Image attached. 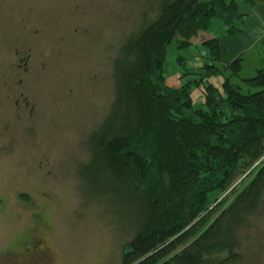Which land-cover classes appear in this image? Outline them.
Returning a JSON list of instances; mask_svg holds the SVG:
<instances>
[{
	"label": "trees",
	"instance_id": "16d2710c",
	"mask_svg": "<svg viewBox=\"0 0 264 264\" xmlns=\"http://www.w3.org/2000/svg\"><path fill=\"white\" fill-rule=\"evenodd\" d=\"M254 2L148 0L121 41L112 61L114 98L78 170L85 194L113 206L125 224L118 264L244 261L241 233L264 208V69L243 78L242 59L226 72L220 63L221 39L242 32ZM206 32L213 37L203 38ZM199 36L208 62L186 72L181 87L167 86L166 47L189 48ZM216 76L224 77L221 91L206 82ZM202 82L199 104L192 96ZM254 166L215 216L218 196Z\"/></svg>",
	"mask_w": 264,
	"mask_h": 264
},
{
	"label": "rangeland",
	"instance_id": "374dc122",
	"mask_svg": "<svg viewBox=\"0 0 264 264\" xmlns=\"http://www.w3.org/2000/svg\"><path fill=\"white\" fill-rule=\"evenodd\" d=\"M147 1L0 0V264L120 262L125 224L113 206L85 194L78 170L114 98L116 51ZM202 41L166 47L167 86L181 87L186 72L205 66ZM200 57L204 66L189 69ZM256 62V51L242 59L243 78L254 77ZM205 86L194 89L195 103H203ZM254 170L218 196L215 216ZM241 241V264H264V208Z\"/></svg>",
	"mask_w": 264,
	"mask_h": 264
},
{
	"label": "crops",
	"instance_id": "0c3cea01",
	"mask_svg": "<svg viewBox=\"0 0 264 264\" xmlns=\"http://www.w3.org/2000/svg\"><path fill=\"white\" fill-rule=\"evenodd\" d=\"M221 47L222 62L220 66L225 72L227 71L229 63L245 58V56L252 51H256L257 62L255 63V68H258L256 70L264 69V64L261 63V53L264 52V0H255L250 15L244 18L242 32L233 36L223 37L221 39ZM204 64V58H195L188 68L199 69L202 68ZM210 83L221 90L224 77H213Z\"/></svg>",
	"mask_w": 264,
	"mask_h": 264
}]
</instances>
